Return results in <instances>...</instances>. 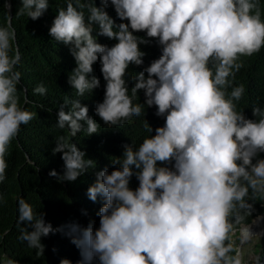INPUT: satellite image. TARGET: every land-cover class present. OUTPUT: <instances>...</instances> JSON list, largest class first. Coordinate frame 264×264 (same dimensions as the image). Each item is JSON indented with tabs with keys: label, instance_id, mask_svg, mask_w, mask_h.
I'll list each match as a JSON object with an SVG mask.
<instances>
[{
	"label": "clouds",
	"instance_id": "clouds-1",
	"mask_svg": "<svg viewBox=\"0 0 264 264\" xmlns=\"http://www.w3.org/2000/svg\"><path fill=\"white\" fill-rule=\"evenodd\" d=\"M259 4L65 0L49 36L76 63L71 99L54 112L73 140L57 137L51 152L19 143L36 180L27 198L13 197V211L0 194V213L11 219L0 233V264H18L11 248L25 243L51 246L44 264H246L234 234L243 245L261 231L240 228L263 218L259 243L264 212L236 227L229 218L249 188L264 191V107L252 108L254 119L238 111L245 87L233 81L240 58L264 49ZM3 7L0 185L12 141L36 115L26 107L34 85L23 87V103L18 94L22 56L9 0ZM48 9L49 0H20L16 15L36 21Z\"/></svg>",
	"mask_w": 264,
	"mask_h": 264
},
{
	"label": "trees",
	"instance_id": "trees-1",
	"mask_svg": "<svg viewBox=\"0 0 264 264\" xmlns=\"http://www.w3.org/2000/svg\"><path fill=\"white\" fill-rule=\"evenodd\" d=\"M3 3L4 0H0V24L6 23L7 20V12ZM9 3L12 6L11 23L16 30L14 47L19 46L22 56L21 64L18 66V70L22 73V84L18 86V94L21 97V103H23L25 96L23 87L30 88L34 85L30 93L27 90L28 103L26 107L36 114L29 124L21 126L19 140L12 141L6 156L7 178L0 185V194L2 192L4 199L9 200L11 204L8 206V210L13 211V197L23 195L27 198V192L36 180L35 167L25 163V156L19 143L23 144L25 139L28 140L27 151L29 152L41 150V144L51 152L54 139L56 140L57 137L63 135L70 141L73 140L68 129L61 130L56 127L54 112H57L66 99H71L68 78L72 69L76 67V63L69 47L57 43L49 36L53 19L58 9L65 5V0H49L48 11L36 21L28 19L26 15H16L20 0H9ZM96 3L99 6L101 0H96ZM107 11L114 19L116 18L112 7H109ZM259 11L264 17V0H260ZM99 42L109 46L113 44V41L105 37H100ZM240 62L243 67L235 74L233 84H243L245 93L237 104V110L243 111L247 118L254 119L252 108L264 107V49L250 57H241ZM95 67L100 68L99 63ZM41 83L48 89L45 96L33 92V89ZM230 91L231 89H229ZM85 135H87L86 131L79 133L76 137L83 139ZM260 156L264 158V153ZM33 157L36 160L45 158L43 154H36ZM244 204L245 207H240V203L237 202L229 218L234 227L264 212V191L249 188ZM9 217L5 219L0 213V233L6 222L11 220ZM257 246L260 249L258 264H264V235L256 244ZM50 249L51 246L44 249V252H39L38 249L29 247L27 243L15 244L11 248L12 259L18 264H44ZM53 255L56 257L57 252H53Z\"/></svg>",
	"mask_w": 264,
	"mask_h": 264
},
{
	"label": "rangeland",
	"instance_id": "rangeland-1",
	"mask_svg": "<svg viewBox=\"0 0 264 264\" xmlns=\"http://www.w3.org/2000/svg\"><path fill=\"white\" fill-rule=\"evenodd\" d=\"M252 223H254V222H252ZM259 228L261 231L260 234L259 235L253 234L254 236L252 237V239L250 241L244 243L243 245L239 244V239H238L240 236L239 233L234 234V240H235L234 243L240 249L242 256H243V259L246 262V264H252V262L254 260H256L258 257V254L256 252V250H257L256 249V243L258 242V238L262 235V228L258 227L257 229L259 230Z\"/></svg>",
	"mask_w": 264,
	"mask_h": 264
},
{
	"label": "bare ground",
	"instance_id": "bare-ground-1",
	"mask_svg": "<svg viewBox=\"0 0 264 264\" xmlns=\"http://www.w3.org/2000/svg\"><path fill=\"white\" fill-rule=\"evenodd\" d=\"M262 221H263V218H257V219H255V220L253 221L254 223H252V224H250V225H244V226H242V227L240 228V230H241L242 228H244V227H248V228H250V231H251L253 234H255V232H256V233H259L260 231H259L257 228L261 226ZM257 230H258V231H257Z\"/></svg>",
	"mask_w": 264,
	"mask_h": 264
}]
</instances>
